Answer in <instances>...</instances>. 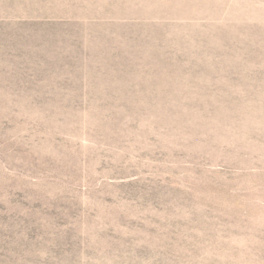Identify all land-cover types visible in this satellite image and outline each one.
Segmentation results:
<instances>
[{"label":"rangeland","instance_id":"1","mask_svg":"<svg viewBox=\"0 0 264 264\" xmlns=\"http://www.w3.org/2000/svg\"><path fill=\"white\" fill-rule=\"evenodd\" d=\"M0 264H264V0H0Z\"/></svg>","mask_w":264,"mask_h":264}]
</instances>
